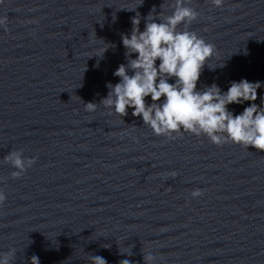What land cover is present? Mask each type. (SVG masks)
<instances>
[{
    "label": "clouds",
    "instance_id": "9594fccd",
    "mask_svg": "<svg viewBox=\"0 0 264 264\" xmlns=\"http://www.w3.org/2000/svg\"><path fill=\"white\" fill-rule=\"evenodd\" d=\"M191 3L192 0H173L169 5L173 9L171 15L156 13L153 7L144 18L143 31L140 29V14L131 18L130 35L121 34L127 63L120 64L114 71L119 82L107 84L108 94L99 104L110 115L114 112L122 118L128 115L129 108L133 109L132 116L142 118L143 124L157 136L176 139L187 133L205 136L217 146L231 143L264 151V97H261L260 105L255 103L257 90L264 86L261 82L233 81L226 92L215 83L197 88L205 65L215 54V45L189 30L192 22L200 16L189 6ZM211 4L220 8L225 0H211ZM7 24V16L0 18V26L5 31L8 30ZM181 25L182 31L178 30ZM102 41L107 47L102 54L92 57L102 58L108 48L113 47ZM134 54L135 58H132ZM245 102H249V106L240 114H234L228 108L231 104ZM97 106V103L88 102L85 110L94 112ZM4 160L16 169L11 173L13 178L21 177L36 162L35 158H25L21 150L9 152ZM169 175L175 177L177 173L173 171ZM191 195L198 198L202 192L197 189ZM5 201L6 195L0 188V206ZM14 256L15 249L0 254V264H10ZM143 259L144 264H153L155 257L148 253ZM30 264H40L39 257L33 255ZM90 264L108 262L102 256L91 255ZM119 264H132V261L122 259Z\"/></svg>",
    "mask_w": 264,
    "mask_h": 264
}]
</instances>
